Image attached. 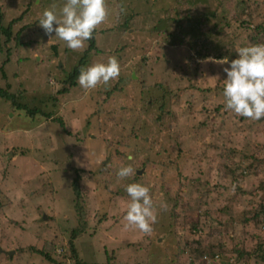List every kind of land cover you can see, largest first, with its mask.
<instances>
[{
	"label": "rangeland",
	"instance_id": "1",
	"mask_svg": "<svg viewBox=\"0 0 264 264\" xmlns=\"http://www.w3.org/2000/svg\"><path fill=\"white\" fill-rule=\"evenodd\" d=\"M31 1L0 0L7 20L24 13L3 70L0 39V83L54 115L31 118L0 98V264H264V247L254 252L264 246V118L242 122L223 96L224 68L252 46L243 21L264 25V0H107L99 29L109 31L96 35L105 52L85 68L115 56L121 75L66 93L59 90L89 40L73 51L40 26L44 10L55 4L59 15L65 0L28 8ZM198 48L210 55L202 59ZM128 165L134 174L118 179ZM131 183L149 187L156 204L150 235L125 228ZM243 249L249 260L238 258Z\"/></svg>",
	"mask_w": 264,
	"mask_h": 264
},
{
	"label": "clouds",
	"instance_id": "2",
	"mask_svg": "<svg viewBox=\"0 0 264 264\" xmlns=\"http://www.w3.org/2000/svg\"><path fill=\"white\" fill-rule=\"evenodd\" d=\"M55 9L56 5L53 4L50 9L44 10L39 24L46 34L55 32V36L73 51L84 50L85 42L92 39L94 31L105 24L110 16L107 0H65L59 15ZM119 12L126 13L123 5L119 7ZM216 62L229 64L227 59ZM224 72L227 73L223 90L225 108L249 120L260 121L264 118V44L239 47L237 58L231 59L230 67H225ZM120 74L118 59L110 56L107 63L82 68L78 83L84 90H92L99 85L110 86L111 81L118 79ZM134 172L131 165L122 166L117 177L124 179ZM126 192L131 200L124 217L125 228L150 235L157 222V212L149 187L131 183L127 185ZM159 207L167 210L166 203Z\"/></svg>",
	"mask_w": 264,
	"mask_h": 264
},
{
	"label": "trees",
	"instance_id": "3",
	"mask_svg": "<svg viewBox=\"0 0 264 264\" xmlns=\"http://www.w3.org/2000/svg\"><path fill=\"white\" fill-rule=\"evenodd\" d=\"M5 1L7 2L9 0H5ZM35 1L36 0L31 1L29 3L28 8L31 7L30 5H33ZM7 7H8V4L6 6H4L2 3L0 4V39L5 36L4 46H5V51L7 52V58L4 60V62H2L1 70H3L5 68V66L10 61L9 57H10V55L12 53L11 52L12 49L9 46V43L11 42V40L13 38V35H14L13 28H14V26L17 23L21 22L23 17H24V13H23L21 16H19L17 18H14L12 20H7V15H8V12H9L7 10ZM243 22L246 24V27L251 31L250 32V37H251L252 45L261 44L262 42L260 40V35L264 34V25L263 24H258V25H256L255 27L252 28L251 27V22L249 21L248 18H246ZM27 27H28V25L24 24L23 26H21V28L17 32V35L15 37L16 45L21 46V43H22L21 40H22V38L24 36L23 35V31L25 29H27ZM98 29H96L94 31L92 39L89 40L88 48L84 50L82 56L80 57L79 62L67 74L66 80L68 82H66L64 87L61 90H59V93L69 92L72 88L78 86L79 85L78 77L80 75V71H81L82 68H85L86 65L89 63L88 59H91V57H93L94 54H99V53H104L105 52V50L97 44L96 35H97L98 31L105 32V31H109V29H105V30L103 28L99 29V30ZM26 45H28V43ZM202 46H204V44H202ZM19 48H21V47H18V49ZM0 51H2V45L1 44H0ZM198 55H200L202 57V59H205L206 57H208L210 55V52L205 50L204 48H198ZM220 57L224 58L225 56L221 54ZM231 58L232 59L237 58V51H235V56H233V57L231 56ZM3 74L5 75L4 71H3ZM0 98H2L4 100H11L12 104L14 105V109H16V112L25 113L28 117H31V118H35L38 115L37 113L43 114L46 117H51L52 115H54V112L51 111V110L50 111H46V110L43 111L42 108L40 106H38V105L29 106V104L22 102L19 99L18 95L11 90L9 84H7L6 86H3L0 83ZM53 99L57 100L56 98H53ZM233 115L235 116L236 114L233 112ZM158 117L161 118V115H159ZM56 119L59 120L60 124L64 125V122H63L62 119H60L59 117H57ZM239 119L242 122L248 120V119L242 118V117H240ZM202 123L205 124V121L202 122ZM230 132H232V131L230 130ZM226 150L227 151L228 150L231 151L232 149L229 147ZM249 168H250V166H248L246 169H242L241 171L244 173L245 170L248 171ZM80 178L81 177L79 175H77L76 179L74 180V190H75V192L77 193V195L79 197L82 195L81 194V186H80ZM238 179H239V182H240V178L239 177H238ZM197 214H200V213L197 212ZM255 218H256V216H255ZM197 221L199 222V224L203 228L204 227V223L201 221L200 217L198 218ZM195 228H196V226L193 227V229H195ZM84 231H85V229L82 226L75 227L73 229V231H72V235H73V237L80 236L81 234H83ZM196 231L197 232L198 231L202 232V229L199 228V229H196ZM263 247L264 246L258 244L257 247H256L257 250H254V252H258V250H260ZM201 248H203V249H201ZM201 248H200V253L201 254L204 251H205L204 253L213 254L210 248L202 247V245H201ZM208 249H210V250H208ZM73 252L75 254V257H77L78 254L75 251H73ZM40 253H42L44 255L46 254L45 256H46L47 259H49L50 261L56 262V259L52 258V256L49 254V252H45L44 253L43 250H41ZM243 254H244V256L246 257L247 260H249L251 258V256H252V252L251 251L250 252L249 251H244V249H243V252L240 253L238 258L241 259ZM261 257L264 258V251H263ZM78 259L79 260L77 261V264H86L85 262L80 260L82 258H78ZM60 264H62V263L60 262Z\"/></svg>",
	"mask_w": 264,
	"mask_h": 264
},
{
	"label": "flooded vegetation",
	"instance_id": "4",
	"mask_svg": "<svg viewBox=\"0 0 264 264\" xmlns=\"http://www.w3.org/2000/svg\"><path fill=\"white\" fill-rule=\"evenodd\" d=\"M136 69H138V68H135L134 70L136 71ZM121 75V74H120ZM136 75V74H135ZM120 77V76H119ZM126 78H128V75H124V77L122 78V80H124V79H126Z\"/></svg>",
	"mask_w": 264,
	"mask_h": 264
},
{
	"label": "water",
	"instance_id": "5",
	"mask_svg": "<svg viewBox=\"0 0 264 264\" xmlns=\"http://www.w3.org/2000/svg\"><path fill=\"white\" fill-rule=\"evenodd\" d=\"M10 155H12V153H11ZM142 172H143V170H139L138 173H139V174H142ZM10 253H11V252H10Z\"/></svg>",
	"mask_w": 264,
	"mask_h": 264
}]
</instances>
